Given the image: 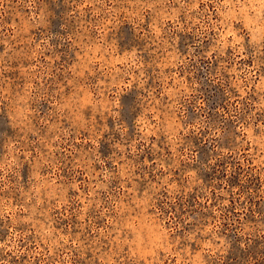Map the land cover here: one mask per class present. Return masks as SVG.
I'll list each match as a JSON object with an SVG mask.
<instances>
[{
  "label": "rangeland",
  "instance_id": "rangeland-1",
  "mask_svg": "<svg viewBox=\"0 0 264 264\" xmlns=\"http://www.w3.org/2000/svg\"><path fill=\"white\" fill-rule=\"evenodd\" d=\"M2 3L0 54L7 53L5 59L13 53L18 54L10 61V67L5 68L6 87L15 89L27 79L23 69L29 64L34 66L37 60L45 66L51 64V75L45 78L48 82L44 85L47 93L41 89L42 99L32 104L39 112L33 123L37 124L39 118L47 120L52 127L51 137L56 135L57 126L67 130L69 121L80 127L79 135H73L67 143L49 144L52 158L47 171L41 172L52 190L58 186L66 189L63 199L67 203L53 200L54 209L51 205L37 208V216H31L29 212L19 211L23 203L19 197L0 193L10 200L9 204L0 203V246H5L0 247V255L8 264H84L83 258L75 254L78 249L87 257L88 264H264V151L261 150L264 145V90L259 79L264 75V66L251 80L246 79L243 69L245 66L253 68V58L240 60L235 73H224L222 58L217 60L215 53L212 59L204 55L216 37L213 30L203 45L196 48L186 66H181L178 72L171 67L163 69V76L156 81L155 101L128 77L120 84L118 107L112 109L113 114L105 110L102 119L96 112L100 98L94 86L97 83L107 85L115 73L102 76L97 69L103 68L110 73L111 65L105 68L106 60H118L119 56L145 46L144 32L137 28L135 18H126L121 13L119 24L115 27L109 24L106 39L108 44H114V52L109 57L80 47L78 34L83 32L79 27L80 19L92 23L100 19L83 0H34L33 8L26 7L30 0H2ZM199 7L201 11L207 8L213 12L215 4L201 0ZM81 8L88 14L86 17L80 16ZM41 9L45 10L46 26L33 27L30 17L33 12L38 16ZM188 15L196 16L182 10L180 23L184 30L174 33L179 37L178 49L182 55H188L189 48L200 38L199 24L188 30L191 24V21L185 22ZM218 15L213 12V19ZM167 24L173 27L171 20ZM97 35L94 29L88 32L89 39L85 43L95 42ZM41 39H47L50 48H46ZM231 40L227 37L228 42ZM9 46L11 51H8ZM157 56V63L166 62L167 53L162 49ZM116 67L122 68V65L117 63ZM73 70L78 73L75 79ZM218 70L223 79L216 75ZM40 71L38 68L37 73ZM160 71L159 68L155 73L149 70V74L156 76ZM174 72H177L176 80L169 79L164 84L163 77ZM34 83L39 86L40 81ZM164 88L170 92L180 90L177 94L179 112L175 108L171 111L162 108L165 102L173 103L167 95L161 100ZM104 96L108 101L114 98L106 91ZM54 100L59 101V111L53 107ZM65 104L69 107H63ZM149 107L152 111L142 123L144 111ZM69 111L70 114L65 115ZM165 112L170 118L175 112L182 127L198 121L203 125L198 132L193 128L187 136L180 132L184 143L177 148V153L187 155L188 160L178 156V166L169 170L171 175L165 171L167 161L165 167L157 171L160 154L153 151L152 145L162 147L158 138L160 141L165 138L158 132L153 134L146 123H156L154 114L163 120ZM50 114H53L51 119L48 118ZM129 116L135 118L137 129L144 128L149 134V144L143 152L137 148L138 157L133 159L129 155L125 163L117 159L120 155L117 145L122 143L121 134L128 126ZM8 119L5 117L4 121ZM0 129H4L6 137L18 131L6 122H0ZM128 130L131 132V127ZM216 132L219 135H214ZM82 148L85 152L95 148L100 159L107 162L108 171L111 172L115 164L119 176L109 177L101 187L93 178L101 176L98 166L92 165L95 173L87 167L74 169L73 156L69 153L75 149L76 159H80ZM163 154L172 156L171 148H163ZM213 160L215 163H211ZM185 168L195 171L201 184H190V178H182ZM24 169L27 180L34 166L25 163ZM73 182L76 187L68 188ZM174 184L179 192L174 191ZM156 188L159 190L155 191ZM170 191L174 199L170 198ZM130 199L140 205L143 219L139 210L129 215L132 213ZM225 200L228 203L221 207ZM13 208L17 211L13 212ZM77 210L78 216L74 214ZM41 211L46 213L43 218L39 216ZM122 222L127 225V232L134 230L137 235L125 236ZM193 232L197 233V239L187 241ZM214 232L226 242L223 248H217L219 241L213 239Z\"/></svg>",
  "mask_w": 264,
  "mask_h": 264
},
{
  "label": "clouds",
  "instance_id": "clouds-1",
  "mask_svg": "<svg viewBox=\"0 0 264 264\" xmlns=\"http://www.w3.org/2000/svg\"><path fill=\"white\" fill-rule=\"evenodd\" d=\"M204 2L215 4L213 12L219 13L215 20L213 19V12L208 11L207 8L203 11L200 10L199 5L201 0H83V3L87 4L93 10V14L100 17V19L95 23L80 19L79 27L83 29V32L78 34V38L82 49L101 52L102 55L110 57L114 52V44H108L106 39L107 32L109 24L115 27L120 23L119 16L121 13L126 18H135L137 28L144 32V38L147 41L143 48L139 50L133 49L131 53L119 56L118 60H106L105 68L110 64V73H106L103 68L97 69L102 76L115 73L107 85L97 83L94 86L96 95L100 98V107L96 109V112L102 119L105 110L109 114H113L112 109L118 107L116 101L119 99L121 91L120 84L128 77H132L136 81L137 87L142 88L151 101H155L156 98L153 94L156 92V81L163 76V69L171 67L177 69L178 72L181 66H186L192 54L196 52V48L203 45L204 39H207L208 33L213 30L216 32V37L212 42V46L204 53L205 57L212 59L213 53H215L217 60H221L222 58L223 72L229 74L236 72V66L240 60L253 58V68L249 69L245 66L243 71L246 74V79L251 80L256 78V73L260 70V67L264 66V0H204ZM176 5H179V8ZM97 6H99L98 9ZM2 7L3 3L0 0V8ZM26 7L33 8L34 0H30V3ZM221 8H225L227 11L222 12L220 11ZM182 10L195 13L199 17L197 19L196 16L188 15L185 21L186 23L191 21L188 28L189 31H191V27L197 24L200 25L199 29H197L200 38L195 46L189 48L188 55L180 53L178 49L179 37L174 35L175 32L184 30L180 23ZM87 15L83 8H81L80 16L86 17ZM145 17H147V21ZM30 19L33 21V27L46 26L45 10L41 9L38 16L33 12ZM169 20L173 23L172 28L168 27L167 22ZM234 25H238V27ZM93 29L98 33L95 42L85 43V40L89 39L87 33ZM145 29L147 30L145 31ZM229 36L232 38L231 42L227 41V37ZM68 39L72 38L68 37ZM40 42L46 48H50L47 39H41ZM75 43L76 41L74 40L73 44ZM229 48H231L230 53L228 52ZM161 49L163 53H167L165 63H157L159 59L157 53H160ZM169 49H172V51L169 52ZM11 50V46H9L8 51ZM6 55L7 53L0 54V122H6L11 128L18 129V131L14 132L12 137H6L4 129H0V193L9 197L13 195L19 197L23 201L19 211L21 213L29 212L31 216H37V208H46L51 205L54 209L56 205L51 203L53 200H56L57 203L61 201L67 203V200L63 199V193L66 189L58 186L56 190H52V186L45 183L47 177L41 175V172L47 171V166L50 164L52 158L49 144L55 141L61 144L67 143L70 137L79 135L80 127L69 121L67 130H62L57 126L56 135L51 137L49 134L52 131V127L48 124L47 120L39 118L38 123L34 124L33 120L39 117V112L32 107V104H38L42 99L41 89H44V85L48 82L45 78L51 75V64L45 66L38 60L34 66L29 64L28 68L23 69L28 78L23 80L15 89H11L6 87L7 81L3 78L4 71L6 67H10V61L17 58L18 54L13 53V56L5 59ZM41 55H43V50H41ZM116 55H119V53H116ZM30 59H34V57ZM117 63L122 65V68H117ZM228 65L232 67L229 68ZM38 68L41 71L37 73ZM157 68L161 70L159 75L154 76L149 74V70L155 73ZM177 72L172 73L170 76H164L162 82L166 84L169 79L175 81ZM77 75L78 73H75L73 70V79ZM216 75L223 79L221 71L218 70ZM117 77H119V80ZM259 79L261 89L264 90V75L260 76ZM37 80L40 81L39 86L34 83ZM150 80L152 84H149ZM53 83H56L54 79ZM59 88L60 85L57 84V89ZM113 89H116V91L113 92ZM44 91L47 93V89H44ZM105 91L114 97L113 100H107V97L104 96ZM179 91V89H176V92H170L167 88L163 89L160 94L161 100L167 95L169 100L173 101L171 104L165 102L162 105L163 109L171 111L175 108L177 112L180 111L179 99L177 98ZM48 95L52 94L48 93ZM157 103L159 102L157 101ZM53 107L56 108V111H59V101L54 100ZM63 107L67 108L69 106L65 104ZM151 111V107L146 108L141 119L142 123L145 122L144 118ZM68 114H70V111L65 115ZM52 115L50 114L48 118L51 119ZM5 117L9 119L4 121ZM29 117L32 118L30 119ZM154 118L156 119V123L151 124L150 121H147V125L153 129V134L158 132L165 138L162 141L158 138V142L162 147L157 148L155 144L152 145L153 151L160 154L157 157V171L160 168H164L167 161L168 166L165 168V171L171 175V171L169 170H174L178 166L176 158L179 156V153H177V148L184 143V137L180 136V132L183 131L184 135L187 136L193 128L198 132L199 128L203 125L198 121L195 125L182 127L176 119L175 112L172 113L171 118L167 115V112H165L163 120L159 119L155 114ZM170 119L171 123L169 122ZM89 123H92V121L90 120ZM173 125H175L174 128ZM129 127L132 129L131 132L128 130ZM214 135H219V132L214 133ZM148 136L149 134L144 128L137 129L135 118L129 116L128 126L124 128L121 134L122 143L121 145H117V150L120 153L117 159L124 160L125 163H127L129 155L133 159H136L139 155L137 148H139L140 152H143L144 148L148 146ZM165 147L171 148L172 156L163 154V148ZM261 150L264 151V145L261 146ZM184 151L187 153L188 149L186 148ZM33 153H35V156ZM69 155L73 156L72 164L74 169L87 167L91 169V173H95L92 165L98 166L101 169V176L99 178L93 176V178L97 180V183L101 187H103V182L107 181L109 177L115 179L119 176V171L115 164L112 171H108L107 162L100 159L98 151L95 148H89L86 152L82 148L79 152L80 159H76L75 149ZM224 155H227V153H224ZM179 158L185 161L188 160L187 155L179 156ZM25 163H28L30 167L34 166V170L28 173L29 178L27 180L25 179ZM211 163H215V161L213 160ZM104 173H108V175H104ZM76 175L78 176L79 173ZM141 175H143V172H141ZM183 177L190 178V184H201L200 179L196 177V172L188 168L183 170ZM165 183H167V180H165ZM67 187L75 188L76 184L73 182ZM42 189L43 191H41ZM173 189L175 192H179V188L175 184L173 185ZM158 190V188L155 189V191ZM5 195H0V203L9 204L10 200H6ZM170 198L174 199L171 191ZM227 203V200L223 201L221 207ZM129 207L132 209V213L129 215L135 214L139 210V214L143 219V210L134 199L129 200ZM12 211L15 212L17 209L13 208ZM74 214L78 216L79 211L77 210ZM157 215L159 214L157 213ZM39 216L43 218L46 216V213L41 211ZM36 222L38 223L39 220ZM45 223H48V220H45ZM72 227H75V225H72ZM126 228L127 225L122 222L121 230L125 231V236L132 235L135 237L137 235L134 230L132 233L127 232ZM147 239L148 237L145 236L146 241ZM196 239V232H193L192 235L186 238L187 241H195ZM213 239L219 241L218 249L225 246L226 242L216 235L215 232L213 233ZM132 242L134 243L135 239ZM164 243L166 246L167 242L165 241ZM75 254L83 258L84 264H88L87 257H83L79 249ZM0 264H8V260L2 255H0Z\"/></svg>",
  "mask_w": 264,
  "mask_h": 264
}]
</instances>
